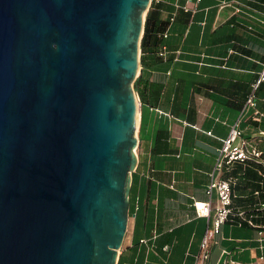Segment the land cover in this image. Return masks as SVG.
<instances>
[{"label": "water", "instance_id": "1", "mask_svg": "<svg viewBox=\"0 0 264 264\" xmlns=\"http://www.w3.org/2000/svg\"><path fill=\"white\" fill-rule=\"evenodd\" d=\"M151 0H0V264H116Z\"/></svg>", "mask_w": 264, "mask_h": 264}, {"label": "crops", "instance_id": "2", "mask_svg": "<svg viewBox=\"0 0 264 264\" xmlns=\"http://www.w3.org/2000/svg\"><path fill=\"white\" fill-rule=\"evenodd\" d=\"M152 1L167 32L160 42L178 53L176 60L173 54L162 60L152 48L139 54V87L151 103L137 95L138 162L116 264H264L262 205L251 223L246 216L245 223L229 216L217 234L207 228L212 211L209 218L198 216L192 205L217 203L215 192L210 198L205 192L211 176L231 181L234 212L243 213L250 200L260 199L264 83L258 90L262 117L246 115L239 125L262 151L260 161L235 162L223 171L215 169V161L264 61V0ZM205 235L208 257L201 259Z\"/></svg>", "mask_w": 264, "mask_h": 264}, {"label": "built area", "instance_id": "3", "mask_svg": "<svg viewBox=\"0 0 264 264\" xmlns=\"http://www.w3.org/2000/svg\"><path fill=\"white\" fill-rule=\"evenodd\" d=\"M158 1V0H156ZM237 10V9H236ZM161 39L167 37V32H162L158 35ZM141 51V50H140ZM178 50H170L165 43H161L157 48L155 54L162 60L168 59L170 54H173V60L177 59ZM262 67L251 83L250 90L246 95L244 105L240 111L239 117L230 126L228 135L221 140V145L217 149V156L215 161V169L223 171L225 167L235 162L254 161L259 162L262 156V151L256 146L253 141L242 135L240 130V122L246 115L253 119L259 120L263 113L258 106V90L262 83H264V61L261 63ZM139 102V99L137 97ZM210 134V132H208ZM206 194L211 196L212 192L217 195V203L212 207L211 201H193V208L198 216L209 218L212 211V218L207 224V228L214 234L219 232L220 226L228 219L232 213V187L231 181L227 178H217L211 176L205 190ZM264 207V203L261 204ZM239 212L237 215H242ZM251 223L250 220H248ZM207 236L205 235L201 242V259L208 257L207 251ZM167 250V247H165ZM226 264H245L236 261H228Z\"/></svg>", "mask_w": 264, "mask_h": 264}, {"label": "trees", "instance_id": "4", "mask_svg": "<svg viewBox=\"0 0 264 264\" xmlns=\"http://www.w3.org/2000/svg\"><path fill=\"white\" fill-rule=\"evenodd\" d=\"M165 28V22L161 21L158 18L157 12L154 9V3L152 1L150 8L147 12L146 18H145V22H144V29H143V35L141 38V42H140V50L141 53H144L145 50L152 48L154 52H156L157 48L160 45V37L158 36L160 33L163 32ZM140 75L134 80L133 82V88L135 90V92L137 93L140 101H147L149 103H151L150 101H148L147 99L144 98V95L142 93V91L140 90ZM246 174V171H244V175ZM257 180H260V186L259 183H257L256 188L259 192V200L260 202L257 203L259 200H250V202L248 204L249 205V210H245L243 211V215H237V212L233 211V207H232V213L230 216H234L235 220L238 223H245V220H242V216H246V218L248 220H253L254 214L256 212V210L258 209V206H260L262 203H264V179L261 177V175H259L257 178ZM252 203V204H251ZM246 206V205H244Z\"/></svg>", "mask_w": 264, "mask_h": 264}, {"label": "rangeland", "instance_id": "5", "mask_svg": "<svg viewBox=\"0 0 264 264\" xmlns=\"http://www.w3.org/2000/svg\"><path fill=\"white\" fill-rule=\"evenodd\" d=\"M140 58V57H139ZM138 72H139V70H138ZM138 72H137V74H138ZM135 91V90H134ZM135 94H136V96H137V93L135 92Z\"/></svg>", "mask_w": 264, "mask_h": 264}]
</instances>
